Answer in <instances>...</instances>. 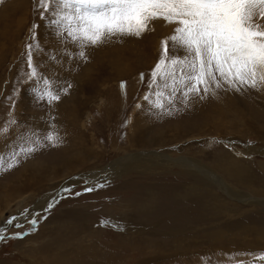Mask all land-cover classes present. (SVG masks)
I'll list each match as a JSON object with an SVG mask.
<instances>
[{
	"label": "rangeland",
	"instance_id": "obj_1",
	"mask_svg": "<svg viewBox=\"0 0 264 264\" xmlns=\"http://www.w3.org/2000/svg\"><path fill=\"white\" fill-rule=\"evenodd\" d=\"M38 3L0 0V227L7 228L0 264H237L264 252V87L237 91L221 81L223 87L187 98L181 89L163 109L153 107L143 97L161 42L176 25L154 20L140 37L114 36L85 48L81 58L77 44L49 30ZM30 43L40 45L33 50L39 71L61 88L71 85L67 93L57 89V102L34 99ZM81 128L85 151L75 137ZM49 132L58 133L59 141L44 139ZM21 145L35 150L21 153ZM63 148L79 149L84 165L65 173L59 164L61 175L45 190L59 189L76 174L86 178L57 197L55 207L35 213L36 203L19 198L18 191L33 199L29 186L51 170L44 159ZM13 153H19L18 162L7 168ZM122 157L128 169L123 175L74 195L97 183L87 181L89 173L105 169L106 175V167ZM144 159L154 166L150 171L137 168ZM231 159L250 171L247 187L221 170ZM250 197L259 201L246 203ZM12 217L13 224H6ZM102 218L112 223L103 225ZM18 231L24 236L15 237Z\"/></svg>",
	"mask_w": 264,
	"mask_h": 264
},
{
	"label": "snow or ice",
	"instance_id": "obj_2",
	"mask_svg": "<svg viewBox=\"0 0 264 264\" xmlns=\"http://www.w3.org/2000/svg\"><path fill=\"white\" fill-rule=\"evenodd\" d=\"M38 7L49 30L60 39L67 37L77 44L81 58H86L85 48L103 44L114 36L140 37L151 30L154 20L163 19L176 25L173 33L161 42L160 58L151 71L149 93L143 97L153 107L163 109L165 99L171 103L181 89L187 98L190 93L209 92L213 85L221 88L223 83L237 91L241 86L264 87V0H39ZM39 48V43L27 45L31 69L28 78L34 81L31 91L35 100L52 104L61 99L57 90L61 86L39 71L33 57V50ZM140 78L144 79V73ZM70 87L69 84L61 90L67 93ZM126 87L122 81L121 88ZM2 131L7 133L8 129ZM44 139L56 143L60 138L58 133L49 132ZM34 150L31 146H20L21 153L30 154ZM18 154L13 153V162H8L7 168L18 162ZM4 166L0 157V167ZM106 186L97 182L74 195ZM64 192L70 193L71 189ZM57 197L64 198L60 194L54 196L48 209L59 202ZM15 220L12 217L6 224ZM30 223L36 226L39 220L33 218ZM111 223L108 218L101 219L103 225ZM6 232V227H0V241L5 240ZM13 235L23 237L24 233L18 231ZM237 264H264V252Z\"/></svg>",
	"mask_w": 264,
	"mask_h": 264
},
{
	"label": "bare ground",
	"instance_id": "obj_3",
	"mask_svg": "<svg viewBox=\"0 0 264 264\" xmlns=\"http://www.w3.org/2000/svg\"><path fill=\"white\" fill-rule=\"evenodd\" d=\"M80 124H81V126H79ZM80 124L78 125L79 127L85 128V123L84 122H81ZM72 125H76V123L75 124H72ZM74 127L77 128L76 126H71L69 130L70 131H74ZM78 132H79V136H75V137L78 138L79 140L81 138L82 142L80 143V148L83 151H85V150L88 149L87 148L88 145L86 144V140L83 142V138H82V136H83V134L85 132L83 131V129L82 130L78 129ZM114 147L120 148L117 144H115ZM70 149L71 150H68V151H67V149H64L65 151L64 150L63 151H60V152H58V154L57 153H51L50 156H49V159H47V156H46V158L44 159V161H45V163L46 162L48 163V166L51 167V170L43 178L36 180L31 186H29V189L31 191L30 192V196L33 197V199L30 198V197L27 198V194L26 195H23V193H25V191H18L19 192V196H18L19 198H21L23 200H28V201L32 200V201H34L36 203L33 206L35 208V210H34L35 213H37V212H39L41 210H48V205L52 202V198L56 195V193L63 192L64 189H71L72 186L79 179H85L86 178L85 175L87 173L76 174L74 176H70L69 178H67L63 182L62 186L59 189L51 188L49 191H46L45 190V188L47 187V183H50V181H53L56 177H58V176L61 175V173H59L57 171V169H56V167L59 164H63L64 163V168L63 169H66L65 170V173L73 172L74 169H76V167H79L81 165H84V161L81 158H79V156H78V150L79 149H77V150H74L72 148H70ZM43 150H45V149H43ZM119 155H121V152L120 151H119ZM95 158L99 162H103L105 160V158L101 157L99 154L97 156H95ZM73 160H74V162H73ZM122 160H123V157L122 158H118V159L114 160L112 163H110V165L108 167H106V169H107L106 175H105V169H97V170H94L93 172H91V173L88 174L87 181L94 182L95 183V182H97L98 180H101V179H107V178H111L113 176H121V175H123L128 169H127V167H124V165L122 163ZM71 161L73 163H69ZM178 163L180 164L181 167H184L185 169L188 168V166H186V163L181 158L179 159ZM140 165L137 166V168L148 169L149 171L152 169V167H154L152 165L147 166L145 159L143 160V163L140 164ZM196 165H198V164H196ZM144 167H146V168H144ZM61 168H62V166H61ZM220 168L223 171V173L229 179H231L232 181L237 182L240 185H246L247 183L250 182V180L252 178L251 175H250V171L247 169V167L244 166L243 164H241L240 161L235 160V159H231L229 161L226 160L225 164H222L220 166ZM199 169L200 168H198V170ZM43 181L45 182L44 184H42ZM219 186L221 187V184H219ZM222 187H223V185H222ZM246 187H247V185H246ZM234 188H232V189H234ZM224 189H225V187H224ZM230 192L232 193L233 191L230 190ZM65 194L66 193H64V192L63 193H60V195H62V196H65ZM239 194L242 195V193H239ZM251 198L252 197H250V200H246V201L244 200V201L246 203H250V204H253V203L259 201V199H251ZM3 215H4V213H2V209H1V211H0V222L3 219Z\"/></svg>",
	"mask_w": 264,
	"mask_h": 264
}]
</instances>
